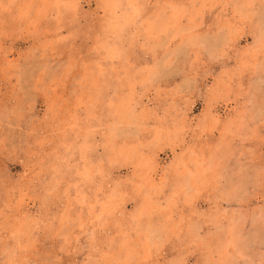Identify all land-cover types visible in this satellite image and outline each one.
Instances as JSON below:
<instances>
[{
	"label": "rangeland",
	"instance_id": "rangeland-1",
	"mask_svg": "<svg viewBox=\"0 0 264 264\" xmlns=\"http://www.w3.org/2000/svg\"><path fill=\"white\" fill-rule=\"evenodd\" d=\"M0 264H264V0H0Z\"/></svg>",
	"mask_w": 264,
	"mask_h": 264
}]
</instances>
